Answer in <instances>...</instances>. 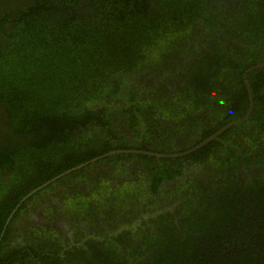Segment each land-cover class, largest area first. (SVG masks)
Instances as JSON below:
<instances>
[{
	"label": "trees",
	"instance_id": "trees-1",
	"mask_svg": "<svg viewBox=\"0 0 264 264\" xmlns=\"http://www.w3.org/2000/svg\"><path fill=\"white\" fill-rule=\"evenodd\" d=\"M259 64H264V0H32L2 15L0 105L18 137L1 134L0 232L29 192L50 186L53 178L90 158L83 151L84 143H92L86 136L106 123L110 136L104 142L93 136V156H102L103 164L123 160L121 173L127 176L147 174L153 193L161 191L165 178L169 184L187 171L183 163L198 169L210 164L212 174L201 180V173L188 175L177 184L181 205L175 223L161 211L152 219L156 232H145L141 245L122 238L123 246L129 243L127 254L117 252L112 261L96 255L93 264H264V166L240 170L243 164L264 163V68L246 75L253 94L246 121L186 155H152L187 152L217 130V121L221 126L242 119L249 104L242 75ZM140 75L155 83L154 93H169L182 82L181 93L165 99L176 101L174 108L184 118L176 132L187 127L183 135L190 133L192 144L179 143L181 136L173 147L154 142L165 130L156 116H167L154 94L143 111L136 107L135 115L129 114L122 140L113 142L119 126L108 132L112 120L104 122L105 107L119 92L118 82L128 84L125 79L134 82ZM228 94H241L238 109ZM103 97L109 100L105 106L89 109ZM204 108L212 113L204 115ZM147 116L157 123L149 125ZM248 122L255 132L243 136H254L244 141L246 147L221 138ZM139 124H146L145 134H139ZM125 130L136 144L124 138ZM258 145L262 149L255 153ZM115 149L139 152L107 155ZM75 173L81 169L70 175ZM138 188L126 190L129 202L140 194L134 193ZM139 251L149 255L138 259Z\"/></svg>",
	"mask_w": 264,
	"mask_h": 264
},
{
	"label": "flooded vegetation",
	"instance_id": "flooded-vegetation-1",
	"mask_svg": "<svg viewBox=\"0 0 264 264\" xmlns=\"http://www.w3.org/2000/svg\"><path fill=\"white\" fill-rule=\"evenodd\" d=\"M31 3L32 0H0V18L2 15H11L15 13L16 10L20 8V5H29ZM133 79L135 78L130 77L125 79V81H128V84L118 82L120 87L119 92L117 91V94L111 96V105L105 107V112L102 115L104 122L106 118L112 120L110 121V123H112L108 130L109 133L115 131L117 125L119 126L117 139L113 140V142L118 143L122 140L120 139L121 132L123 128L127 126L125 121L129 122V114L133 112L135 115L136 107L138 110L143 111V108H145L148 103L146 98H149L150 94H154L159 97L157 100L159 103L158 108L166 109L167 116L165 118L160 115L156 116V119L158 117L163 119L164 124L160 123L159 126L164 127L165 130L155 141L152 139L151 141L163 144L164 146L173 147L181 136V141H179V143L187 141V145L192 144L194 138L190 137V133L183 135V131H185L187 127H184L183 131L176 132V127L179 123L178 120H184V118H181L182 113L181 110H179L180 108H177V110L174 108L176 101H168L165 99L171 94H180L181 91L177 85L181 86L182 82L180 84H175L176 87L175 85L174 87L171 85L172 87L167 90L171 93L169 95V93H165V91L158 90L154 93L152 89L155 87V83L146 75L138 76V79L134 82ZM139 85L148 92L141 90ZM114 88L115 86L112 85L111 89ZM161 92L163 94H161ZM131 94H133V96H131ZM247 96L249 104L246 114L250 108L249 95L247 94ZM228 97L229 100H231V98L234 99V107L238 109L239 107L237 104L239 103L241 94H228ZM104 100L105 98L103 97L99 104L89 109H94L98 105L100 107L105 106L106 102L109 100L107 99L106 102ZM206 109L207 108L203 109L204 115ZM227 109L228 107H225L222 112L227 111ZM208 112H211L210 109L206 111V113ZM211 116L213 117L212 114ZM145 120L152 126L157 123L155 119L152 120L148 116ZM220 122L221 121H217L214 124L215 127H219L211 135L217 133L233 121L228 123L225 121L221 126ZM8 123L7 114L3 106L0 105V140H2V133L10 135L13 139L18 137ZM105 125L106 123L104 124V128H100V131L93 129V125H90L93 131L88 133L86 138L91 139L92 143H84L83 145V151L87 152L86 156L90 154V158L86 159L85 162L81 164L86 166L80 168L81 173H75L73 175L69 173L61 177H58L59 175L56 176L51 180L54 183L50 186V182L44 183L38 189L29 192L11 211L0 232V264H93V258H95L96 255L101 257L109 255V260L112 261L115 253L121 251L126 254L128 253L129 243L127 242L123 246L122 243H124V241L122 238H129L139 246L145 238V232L148 234L156 232V225H153L152 219L155 218L159 212L167 211L172 215L173 223L176 222V209L181 205V198L178 197L180 192L176 191L177 184H179L182 179V181H184L188 175L195 176L201 173L199 176L201 180L212 174L210 171V164L206 166L203 165L200 167L201 169H198L194 165L183 163L187 171H183L181 176L178 177L179 179L177 178L169 184L168 180L165 178L160 185H158L159 189L163 187L160 192L153 193L151 191L148 185L151 184L152 178H149L145 173L142 176H137L138 178L144 179V181L141 182V186H135L134 181L136 180V176L132 173V177L127 176V173H121L123 160H118L117 163L113 164H103L106 161L102 160V156H93L92 148L95 146L93 144V136H97L100 142L106 141L110 136L105 131ZM145 127L146 124L142 126L139 124L140 135L145 134ZM137 128V126H134V129ZM227 129L217 134L215 138L220 136ZM252 131L255 132V129L252 127V123L248 122L246 127H236L234 131H231L227 135L224 134L221 138L228 141L235 140V147H237L238 144H242L243 147H246L244 141L253 140L254 136L248 135L246 138H243V136ZM130 134V130H125L124 138H129L130 142L132 141L136 144V140L131 139ZM262 136H264V134ZM261 143L264 146V138L261 140ZM177 146L174 147V151H180ZM261 147L262 145H258L255 149V153L258 152V148L262 149ZM127 151L136 153L137 150L123 151L122 149H115L107 154L116 155ZM111 152L119 153L110 154ZM176 154L180 153L155 155L169 156ZM255 162L243 164L240 168L241 172H246V169H252L253 172H257L259 167L264 166V163L259 164ZM127 166L129 167L128 164ZM168 166L169 165H167V167ZM181 186L182 185H179V187ZM129 187H139L134 193L140 192V194L135 195L130 202L129 196L127 197V193H125ZM178 189L180 190L181 188ZM122 193L125 194L122 195ZM145 193L148 194V198H145ZM176 194L177 197L174 198ZM140 195L143 198L142 200L139 198ZM117 196L118 199L115 198ZM119 198L121 203L118 201ZM150 215H152L151 219H149ZM129 230L131 233L127 234V232H130ZM1 241H3V243H1ZM148 255L149 254L144 253V251H139L137 257L141 259ZM122 262H124V260H122Z\"/></svg>",
	"mask_w": 264,
	"mask_h": 264
},
{
	"label": "water",
	"instance_id": "water-1",
	"mask_svg": "<svg viewBox=\"0 0 264 264\" xmlns=\"http://www.w3.org/2000/svg\"><path fill=\"white\" fill-rule=\"evenodd\" d=\"M261 68H264V64H259V65L254 66V67H250L248 70H246V71L244 72V74H243V76H242V78H243V82H244V85H245V88H246V90H247V94L249 95V100H250V108H249V111H248V113H247L242 119H239V120H236V121H234V122H231V123L227 124V125H226L224 128H222L220 131H218L217 133H214L213 135L209 136V137L206 138L202 143H200L199 145L195 146L194 148L188 150L187 152L180 153V154H176V155H169V156H161V155H155V154H152V155H154V156H156V157H158V158H160V157H171V158H174V157H179V156L186 155V154H188V153H190V152H193V151H195V150L201 148L203 145L209 143L212 139H214V138L216 137L217 134H219L220 132L224 131V130L227 129L228 127H231V126H233V125H237V124H240V123L246 121V120L248 119V117H249L251 111H252V108H253V95H252V92H251V90H250L249 83H248V81H247V79H246V75H247L249 72L253 71V70L261 69ZM118 102H120V101H118ZM127 152H132V151H127ZM136 152H138V151H136ZM114 153H119V152H111L110 154H114ZM107 155H109V154H107ZM83 166H84V164H83V165H79V166H75V167L71 168L70 170H67V171H65L64 173L60 174L59 176L66 175V174H68V173H70V172H72V171H75L76 169H79V168L83 167Z\"/></svg>",
	"mask_w": 264,
	"mask_h": 264
},
{
	"label": "rangeland",
	"instance_id": "rangeland-1",
	"mask_svg": "<svg viewBox=\"0 0 264 264\" xmlns=\"http://www.w3.org/2000/svg\"><path fill=\"white\" fill-rule=\"evenodd\" d=\"M32 9H33V8H32ZM29 167H30V166H29ZM141 180H142L141 178L136 177V180L134 181V182H135L134 185H135V186H136V185H139V184L141 183V182H140ZM185 181H186V180H184V182H185ZM0 198H1V197H0Z\"/></svg>",
	"mask_w": 264,
	"mask_h": 264
},
{
	"label": "clouds",
	"instance_id": "clouds-1",
	"mask_svg": "<svg viewBox=\"0 0 264 264\" xmlns=\"http://www.w3.org/2000/svg\"><path fill=\"white\" fill-rule=\"evenodd\" d=\"M253 95V94H252Z\"/></svg>",
	"mask_w": 264,
	"mask_h": 264
}]
</instances>
